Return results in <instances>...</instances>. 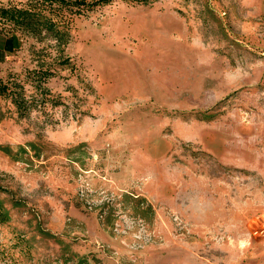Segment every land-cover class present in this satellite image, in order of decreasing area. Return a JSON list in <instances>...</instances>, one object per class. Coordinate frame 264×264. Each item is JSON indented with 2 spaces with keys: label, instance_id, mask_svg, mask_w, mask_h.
I'll use <instances>...</instances> for the list:
<instances>
[{
  "label": "rangeland",
  "instance_id": "1",
  "mask_svg": "<svg viewBox=\"0 0 264 264\" xmlns=\"http://www.w3.org/2000/svg\"><path fill=\"white\" fill-rule=\"evenodd\" d=\"M31 1L74 66L0 98V264H264V0ZM17 34L4 80L59 47Z\"/></svg>",
  "mask_w": 264,
  "mask_h": 264
},
{
  "label": "trees",
  "instance_id": "2",
  "mask_svg": "<svg viewBox=\"0 0 264 264\" xmlns=\"http://www.w3.org/2000/svg\"><path fill=\"white\" fill-rule=\"evenodd\" d=\"M47 2H49L50 13L54 12V4L57 3L67 10L78 8V12L90 7L84 0H47ZM42 6L39 1H31L29 7L26 8H21L14 2L8 4L0 2V29L2 32L19 36L17 34L19 28L34 37H40L44 31H47L59 44L54 55L48 54L49 59L45 56L39 57L37 67L26 70L23 78L22 74L9 75L7 80L0 78V98L13 104L20 118L30 115L35 109L46 108L47 102L54 98L45 84L59 75L60 68L74 66L72 58L65 54V46L69 43V33L65 23L64 26H61L54 17L44 12L46 6L43 8ZM66 18L69 19V17ZM6 24L13 25V27L8 29ZM27 84H30L32 89L28 90ZM55 104L53 106H57V102ZM4 220L6 218L0 211V222Z\"/></svg>",
  "mask_w": 264,
  "mask_h": 264
},
{
  "label": "crops",
  "instance_id": "3",
  "mask_svg": "<svg viewBox=\"0 0 264 264\" xmlns=\"http://www.w3.org/2000/svg\"><path fill=\"white\" fill-rule=\"evenodd\" d=\"M1 3L8 4L13 0H0ZM19 38V36H17ZM20 40V39H19ZM17 40L11 34H6L0 29V57L7 56L15 49Z\"/></svg>",
  "mask_w": 264,
  "mask_h": 264
}]
</instances>
